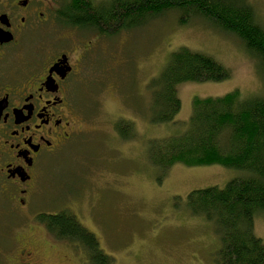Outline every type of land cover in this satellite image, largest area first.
I'll return each mask as SVG.
<instances>
[{
	"label": "rangeland",
	"instance_id": "374dc122",
	"mask_svg": "<svg viewBox=\"0 0 264 264\" xmlns=\"http://www.w3.org/2000/svg\"><path fill=\"white\" fill-rule=\"evenodd\" d=\"M246 1L264 25V0ZM194 18L181 26L169 12L141 29L106 38L80 34L94 41L83 84L84 132L38 169L35 203H30L32 211L43 209L38 213L72 214L96 236L110 264H217L221 241L213 223L192 217L183 203L192 190L224 187L241 171L217 164H180L163 172L150 162L148 146L181 132L193 99L219 97L234 89L247 97L264 95V76L235 38ZM180 47L210 55L229 77L219 83L179 84L181 106L174 121L154 125L147 84ZM120 123L131 125L132 137L122 138L116 130ZM253 217V232L264 243V212ZM16 218L14 229L37 228V264H89L74 245L61 241L49 247L29 214ZM5 227L0 224V230Z\"/></svg>",
	"mask_w": 264,
	"mask_h": 264
},
{
	"label": "trees",
	"instance_id": "16d2710c",
	"mask_svg": "<svg viewBox=\"0 0 264 264\" xmlns=\"http://www.w3.org/2000/svg\"><path fill=\"white\" fill-rule=\"evenodd\" d=\"M169 12L177 15L181 26L200 17L216 32L235 38L264 76V25L246 0H109L92 9L77 3L69 14L77 25L114 34L141 29ZM228 77L222 63L210 55L178 48L147 84L149 120L154 125L174 121L181 106L179 84L219 83ZM190 109L179 134L149 143V160L163 172L180 164L188 168L217 164L241 171L224 187L192 190L183 206L192 217L213 223L221 241L217 264H264V243L252 228L253 216L264 212V95L247 97L234 89L219 97L195 98ZM116 130L122 138L132 137L130 124L120 123ZM40 217L49 233L80 249L89 264H110L96 236L72 214L60 211Z\"/></svg>",
	"mask_w": 264,
	"mask_h": 264
},
{
	"label": "flooded vegetation",
	"instance_id": "af4514ba",
	"mask_svg": "<svg viewBox=\"0 0 264 264\" xmlns=\"http://www.w3.org/2000/svg\"><path fill=\"white\" fill-rule=\"evenodd\" d=\"M103 1L0 0V264L40 259L37 228L14 229L16 217L29 214L49 247L65 242L40 217L57 212L32 211L30 202L38 169L84 132L83 84L94 41L80 34L109 35L73 23L69 12Z\"/></svg>",
	"mask_w": 264,
	"mask_h": 264
}]
</instances>
